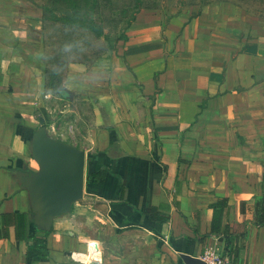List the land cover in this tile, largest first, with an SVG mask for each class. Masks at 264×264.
Here are the masks:
<instances>
[{
	"label": "crops",
	"instance_id": "crops-1",
	"mask_svg": "<svg viewBox=\"0 0 264 264\" xmlns=\"http://www.w3.org/2000/svg\"><path fill=\"white\" fill-rule=\"evenodd\" d=\"M38 2L0 0V215L24 211L29 233L40 227L23 178L40 170L32 141L47 90L38 63L45 29ZM131 33L112 68L82 76L96 126L86 146L72 145L86 152L90 169L108 170L85 202L102 199L117 213L118 238H147L156 253L143 254L139 264H185L181 252L228 253L223 237L210 234V205L229 198L223 221L236 235V263L264 264V226L240 210L241 201L264 196V24L214 2L171 20L143 13ZM149 205L168 220L156 223L139 212ZM77 223L71 215L54 218L41 264H75L74 256H84L87 243L63 231ZM6 230L0 264H32L28 240H17L13 226ZM89 252L87 264H101L94 243Z\"/></svg>",
	"mask_w": 264,
	"mask_h": 264
},
{
	"label": "rangeland",
	"instance_id": "rangeland-1",
	"mask_svg": "<svg viewBox=\"0 0 264 264\" xmlns=\"http://www.w3.org/2000/svg\"><path fill=\"white\" fill-rule=\"evenodd\" d=\"M214 2L238 6L251 16L254 23L264 24V0H39L37 5L41 8L45 29L38 63L43 71H58L63 89L72 92L73 99L47 89L42 94L43 107L35 110L36 118L42 116L45 121L43 124L38 121L35 132L45 128L47 137L62 139L79 147L86 146L85 136L96 126L97 114L94 101L87 99L88 95L82 88V76L94 67L101 74L103 68H112L113 58L121 49L117 48L118 45L131 33L139 15L144 13L149 17L171 20L183 10L195 15ZM73 14L86 22L92 19L102 26V32L96 33L90 28L66 24L61 20ZM59 124L61 128H58ZM88 170L89 161L86 163L83 196L73 203L70 211L62 214L78 220L77 225L63 228L65 236L77 235L88 245L83 257L80 254L73 257L74 263L87 264L91 243L100 252L101 264L141 263L140 256L153 252L149 250L151 243L138 232H130L125 239L118 238L122 230L116 223L117 215L105 206L102 199L85 202ZM53 230L52 227L50 233ZM61 231L56 233L57 238L63 236ZM154 245L157 246L155 242L152 246L156 247ZM69 254L72 256L73 252Z\"/></svg>",
	"mask_w": 264,
	"mask_h": 264
},
{
	"label": "water",
	"instance_id": "water-1",
	"mask_svg": "<svg viewBox=\"0 0 264 264\" xmlns=\"http://www.w3.org/2000/svg\"><path fill=\"white\" fill-rule=\"evenodd\" d=\"M62 95L73 99V93L64 89ZM45 119L41 116L40 123ZM32 154L40 165L38 172H29L23 178L29 189L36 221L43 230H51L53 220L71 210L85 191L86 152L65 141L47 137L45 128L36 131ZM185 264H206L200 257L179 253Z\"/></svg>",
	"mask_w": 264,
	"mask_h": 264
},
{
	"label": "trees",
	"instance_id": "trees-1",
	"mask_svg": "<svg viewBox=\"0 0 264 264\" xmlns=\"http://www.w3.org/2000/svg\"><path fill=\"white\" fill-rule=\"evenodd\" d=\"M61 20L66 24L90 28L96 33L102 32V26L98 23H96L92 19L89 22L83 21L79 16L75 14L62 17ZM45 74L46 89L53 90L62 94L64 92V89L63 84L60 81L58 71H56L55 69H49L45 71ZM107 172L108 170L103 167L95 166L94 168H89L87 190H94V184L103 179L106 176ZM262 175L264 179V168ZM228 206L229 198H221L216 203L210 205V208L213 211L210 234H215L223 237V239L226 241L225 249L228 251L227 254L236 263V249L234 247V244L232 246L233 239L234 237H236V235L231 232L230 227L227 224H224L223 221L225 208H227ZM240 210L244 214L249 212L252 215V220L255 225L264 226V196L257 197L253 203L241 201ZM139 212L142 215H145L149 220L156 223H164L168 220L167 215L163 214L160 211L159 207L154 205L146 206L139 210ZM115 214L117 215L116 212ZM0 219L2 223V227L0 228L1 237L6 236V228L13 226V232L17 240H28V244L25 249V257L27 262H30L32 264H41L48 259L49 247L47 236L50 233V230H43L42 228H39L38 231L29 233L27 229L26 213L24 211L3 213L2 215H0ZM208 235L209 234H204L199 238L201 240H205Z\"/></svg>",
	"mask_w": 264,
	"mask_h": 264
},
{
	"label": "built area",
	"instance_id": "built-area-1",
	"mask_svg": "<svg viewBox=\"0 0 264 264\" xmlns=\"http://www.w3.org/2000/svg\"><path fill=\"white\" fill-rule=\"evenodd\" d=\"M200 257L206 264H239L235 263L228 254H222L210 247Z\"/></svg>",
	"mask_w": 264,
	"mask_h": 264
}]
</instances>
